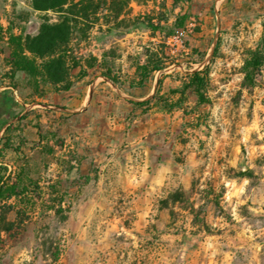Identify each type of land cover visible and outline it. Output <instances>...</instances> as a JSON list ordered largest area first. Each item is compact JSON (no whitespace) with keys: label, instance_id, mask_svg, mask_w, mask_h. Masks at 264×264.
<instances>
[{"label":"rangeland","instance_id":"1","mask_svg":"<svg viewBox=\"0 0 264 264\" xmlns=\"http://www.w3.org/2000/svg\"><path fill=\"white\" fill-rule=\"evenodd\" d=\"M95 4L98 9L82 18L68 12L63 15L52 10H36L31 0H0L3 28L0 146L5 137H11V144L20 147L18 153L6 148L0 159L17 172L24 169L26 182L28 178L34 181L30 190L19 198L20 207L29 215L24 216L19 227L0 233V264H137L139 257L135 247H120L125 240L124 234H118L108 236L109 241L116 242L113 262H108L109 255L103 250L89 259L87 250L77 249L80 236L73 233L66 222L72 211L86 207L85 200L89 196L102 197L98 206L102 213L111 209L106 203L104 188L98 187V181L104 179L102 164L95 161L93 154L70 147L72 142L66 141L69 136L80 135L93 136L98 141V137L104 135L105 123L92 122L88 116L76 117L88 107L89 97L73 110L64 102L68 96H61L62 93H57L60 91L45 79L40 80L37 88L25 72L11 70L9 37L36 35L45 18L51 22L64 16L72 19L74 38L70 63L74 57L80 63L93 66L98 64L94 53L107 56L100 63L101 68L91 71L85 84L96 81L112 85L115 101L109 111L125 115L123 131L128 132L137 124L135 109L131 110L129 105L137 94L131 92L130 85H142L137 79L139 66L148 59L151 60L149 66L157 61L163 68H169L174 80L181 81L178 87L170 86L163 94L158 92L157 97L162 96L168 103L179 97L172 94L171 89L181 88L193 71L207 67L209 82L205 103H198L197 95L190 89L184 102L186 110L166 108L167 103L156 100L153 106L159 107L151 111L153 106H147L144 112L148 114L138 123L151 124L159 133L202 132L206 138L200 147L207 144L210 153L211 148H223L222 155L210 154L209 161L220 164L226 178H245L250 174L247 164L252 152L257 153L253 155L255 162L264 161V0H117L116 3L96 0ZM78 70H71L74 83L80 75ZM81 71L88 72L87 69ZM159 79L158 74L157 81ZM191 96L197 102L186 104ZM161 109L173 112L177 122L168 124V120L164 122L150 114ZM96 110L104 112L103 107L97 106ZM10 123V129L6 130ZM80 142L82 139L73 140L75 144ZM155 143L158 145L160 138L155 139ZM65 145L66 150H63ZM83 147L104 151L100 143ZM58 151L63 152L58 154ZM143 155L136 156L141 161ZM123 158L120 154L122 163ZM178 159L183 160L182 153ZM261 175L262 172L258 173L254 182L258 193L264 195V186L259 185ZM227 191L228 186H219L217 198L205 202V207L198 208L199 213L204 209L230 219L231 215L224 208L229 199L220 198L224 193L227 195ZM183 198L184 192L177 189L162 198L160 204L166 206L170 200ZM116 208L121 210V205L117 204ZM240 212L242 218L245 216L246 221H250L257 264H264V202L258 197L256 210L249 212L244 206ZM16 217L15 210L7 213L10 221ZM201 219L195 218L196 221ZM102 222L103 219L98 218L97 225ZM85 237L81 240L88 242ZM94 239L102 243L106 238L97 233ZM243 239L242 234V244ZM244 252L246 249L242 247L238 254L241 260L247 257Z\"/></svg>","mask_w":264,"mask_h":264},{"label":"crops","instance_id":"2","mask_svg":"<svg viewBox=\"0 0 264 264\" xmlns=\"http://www.w3.org/2000/svg\"><path fill=\"white\" fill-rule=\"evenodd\" d=\"M94 56L97 65L88 66L82 62L74 68H79L78 72L87 69L86 76L78 75L69 90L57 92L62 93L61 96H68L64 102L72 106L73 110H77L89 97L88 107L83 113L76 114V117L88 116L92 122L105 123L104 135L99 136L98 141L93 136L87 138L81 135L66 139L72 142L70 147L93 154L95 161L102 164L101 168L105 169L104 179L98 181V187L104 188L106 203L111 205V209H105L102 213L98 209L102 197L93 195L85 200L84 209L71 212L66 222L73 228V233L80 236L77 249L87 250L86 256L89 259L98 250H103L109 255L107 259L111 263L116 257V242L109 241L108 236L124 234L125 241L120 247H135L139 256L137 264H257V247L254 237H251L250 221H246L245 216L242 218L240 211L244 206L249 212L256 210L258 197L260 202H264V195L258 193L257 184L254 182L256 175L262 172L259 185L264 186V161L259 164L255 162L253 155L257 153L252 152L247 164L251 173L245 178H226L222 174V166L209 161L210 154L218 157L223 154V148H211L210 153L207 144L200 147L203 138H206L202 132L194 130L182 133L169 130L159 133L154 131L151 124L138 123L143 122L144 116L148 114L144 109L156 104L153 97L158 90L163 94L170 86H180L181 81L174 80L167 67L151 72L150 78H146L142 85H130L131 92L137 94L129 102L131 110L135 109L137 114V124L128 132L123 131L125 115L112 114L109 111L115 101L112 85L96 81L85 84L91 71L100 67L103 58H107L104 53H94ZM158 74L164 79L160 86L157 81ZM75 90L78 93H74ZM191 97V101L186 104L197 102ZM146 99H150L147 105L134 103ZM97 106L103 107L104 112H96ZM158 107L153 106L151 111ZM150 114L158 120H168V124L177 122L173 112H164L163 109ZM157 138H160L158 145L155 143ZM76 139H82V142L73 143ZM97 143L104 146L103 152L85 150L83 147ZM63 150H66V145ZM60 152L63 151L57 153ZM139 153L144 154L141 161L136 156ZM181 153L183 160L178 159ZM120 154L124 157V163L120 161ZM244 181L248 183L245 184ZM233 183L235 188L232 187ZM221 185L228 186V194L224 193L220 198L227 196L229 199V204L224 208L228 210L231 218L214 215L204 209L199 213V207L203 208L205 202L217 198L216 190ZM241 186L243 192L231 195ZM177 189L184 192L183 200H170L168 205L162 206L160 200ZM117 204L121 205V210L116 208ZM197 216L202 218L201 221L195 220ZM98 218L103 219L99 225ZM97 233L105 235V241L101 243L94 239ZM242 234L244 244L241 243ZM85 236L88 242L81 240ZM242 247L247 254L244 260L238 256Z\"/></svg>","mask_w":264,"mask_h":264},{"label":"trees","instance_id":"3","mask_svg":"<svg viewBox=\"0 0 264 264\" xmlns=\"http://www.w3.org/2000/svg\"><path fill=\"white\" fill-rule=\"evenodd\" d=\"M32 5L36 10L40 11H55L58 13H69L72 16H81L85 18L89 11L98 7L95 4L96 0H31ZM108 0H99V2ZM114 3L117 0H112ZM3 35V28L0 23V37ZM74 35V27L72 19L64 16L57 22H51L49 18H45L41 23L39 31L36 35H27L25 38L20 36H10L9 44L12 46L10 57L11 70L13 72L23 71L37 88L40 86V80L45 79L54 86L56 91L69 90L74 81L71 70L80 65V62L73 57L70 63V54L72 52L71 43ZM151 60L148 59L146 64L139 66L140 75L138 83L143 84L147 76L154 70L163 69V66L155 61L152 66H149ZM92 66V65H88ZM87 71H80V77L86 76ZM105 76L109 77L107 73ZM161 79L158 85H161ZM209 82V72L207 67L193 71L188 81H185L181 88L171 89L172 94H179V97L173 103H168V100L162 96L157 97L158 92L153 97L167 103L166 108L184 109V102L187 91L192 89L198 97V103H205L208 99L206 89ZM150 99L134 102L136 105H147ZM10 123L6 130L10 129ZM11 137H5L4 143L0 146V158L6 148H12L16 153L20 152L19 146L11 144ZM25 171L13 170L7 163L0 159V233L2 230L12 231L18 224H22L25 220L24 216L29 213L26 209H22L19 205L20 199L25 193L30 190V185L34 184L33 179L28 178L25 181ZM16 199V200H15ZM15 210L17 217L14 221L7 218L9 211ZM21 215L23 217H21ZM21 217V219H19ZM27 218V217H26ZM20 220V221H19ZM19 221V223L17 222Z\"/></svg>","mask_w":264,"mask_h":264},{"label":"clouds","instance_id":"4","mask_svg":"<svg viewBox=\"0 0 264 264\" xmlns=\"http://www.w3.org/2000/svg\"><path fill=\"white\" fill-rule=\"evenodd\" d=\"M244 183H248V181H244ZM232 187L235 188V184H232ZM243 192V187L241 186L240 188H236V191L232 192L231 195L235 196L237 193Z\"/></svg>","mask_w":264,"mask_h":264}]
</instances>
